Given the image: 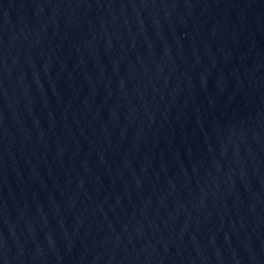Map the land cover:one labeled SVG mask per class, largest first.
I'll list each match as a JSON object with an SVG mask.
<instances>
[{"label":"water","instance_id":"water-1","mask_svg":"<svg viewBox=\"0 0 264 264\" xmlns=\"http://www.w3.org/2000/svg\"><path fill=\"white\" fill-rule=\"evenodd\" d=\"M0 264H264V0H0Z\"/></svg>","mask_w":264,"mask_h":264}]
</instances>
